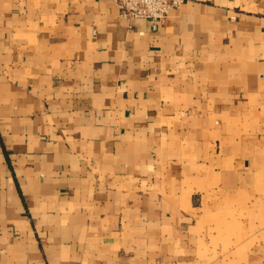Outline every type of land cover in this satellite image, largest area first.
Returning <instances> with one entry per match:
<instances>
[{
    "label": "crops",
    "instance_id": "crops-1",
    "mask_svg": "<svg viewBox=\"0 0 264 264\" xmlns=\"http://www.w3.org/2000/svg\"><path fill=\"white\" fill-rule=\"evenodd\" d=\"M0 264H264V0H0Z\"/></svg>",
    "mask_w": 264,
    "mask_h": 264
},
{
    "label": "built area",
    "instance_id": "built-area-1",
    "mask_svg": "<svg viewBox=\"0 0 264 264\" xmlns=\"http://www.w3.org/2000/svg\"><path fill=\"white\" fill-rule=\"evenodd\" d=\"M125 20L143 19L155 31L170 11L179 10L186 0H113Z\"/></svg>",
    "mask_w": 264,
    "mask_h": 264
}]
</instances>
